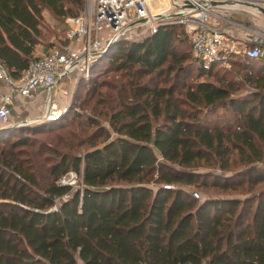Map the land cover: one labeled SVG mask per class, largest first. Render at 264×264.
I'll list each match as a JSON object with an SVG mask.
<instances>
[{
	"label": "trees",
	"instance_id": "1",
	"mask_svg": "<svg viewBox=\"0 0 264 264\" xmlns=\"http://www.w3.org/2000/svg\"><path fill=\"white\" fill-rule=\"evenodd\" d=\"M83 4L0 0V66L17 76L33 60L43 10L70 18ZM186 37L161 26L98 54L119 75L94 94L109 130L82 154L22 150L64 116L0 129L12 139L0 148V264H264V58L229 54L235 70L219 74L185 54ZM68 172L78 188L56 185ZM193 185L223 193L199 200Z\"/></svg>",
	"mask_w": 264,
	"mask_h": 264
},
{
	"label": "built area",
	"instance_id": "2",
	"mask_svg": "<svg viewBox=\"0 0 264 264\" xmlns=\"http://www.w3.org/2000/svg\"><path fill=\"white\" fill-rule=\"evenodd\" d=\"M84 2V9L67 19L63 38L35 53L33 60L17 76H11L0 66V128L32 126L57 119L64 111L65 79L87 74L110 40H137L161 26L182 27L192 56L204 69L229 54L246 61L264 58V29L255 24V16L260 14L258 7L264 8V0ZM102 29L107 30L104 36L99 35ZM41 94L44 96L38 116L11 119L12 105L19 98L31 101ZM77 180L74 172H68L56 181V185L74 187Z\"/></svg>",
	"mask_w": 264,
	"mask_h": 264
},
{
	"label": "rangeland",
	"instance_id": "3",
	"mask_svg": "<svg viewBox=\"0 0 264 264\" xmlns=\"http://www.w3.org/2000/svg\"><path fill=\"white\" fill-rule=\"evenodd\" d=\"M85 3V2H84ZM158 5H155L157 7ZM84 9V4H83ZM173 9H171L172 11ZM172 13V12H170ZM73 16V15H72ZM66 17V16H65ZM69 17L66 18H56L48 12H42V23L43 28L41 29V40L40 47L42 49H47L48 42L53 40H61L63 38V33L66 28V21ZM256 21L255 24L258 28L264 29V16L261 14H257L255 16ZM107 30L102 29L99 32V35L104 36ZM181 49L184 50L186 55H190V58H193L191 53L189 52L188 38L181 43ZM40 50V49H39ZM101 53V52H100ZM231 57H226L220 61L216 62V66L218 68V73L223 74V70H235L232 68V65L229 64V60ZM232 59L240 60L242 59L239 56H233ZM191 60V59H190ZM101 60L96 59L91 64L88 73L85 75H73L70 76L69 79H65L63 82V89L67 90V96L64 99V111L61 115L50 122L59 121L63 116L65 119L62 122H57L52 124L53 126H48L47 128H43L38 130L37 133L27 134L26 143L22 150H25L28 155L32 156V153L38 152V156H33L32 158L36 159H54L56 158V154L52 152L54 150H58L59 152L69 151L71 154H82L84 150H86L89 145L98 146L104 141L106 131L108 132L109 128L106 125L105 121V112L106 109L104 106L99 105L96 107V111H91V105L95 100V92L101 91L104 92L105 88L102 87L101 84L109 83L112 80H116L118 78L119 73L112 70L111 67H108L107 64L100 62ZM187 60L184 62L186 63ZM249 62V61H248ZM129 79V77H128ZM127 79V80H128ZM203 80L208 79L209 77H203ZM196 80V79H195ZM201 80V79H200ZM158 85H162L163 78L154 79ZM169 78L166 81L167 84L169 82ZM95 87V91L89 90V88ZM239 93L243 92L242 89L238 91ZM41 98L42 95H41ZM71 106L67 111V108ZM74 106V107H73ZM74 108V109H73ZM70 111V112H69ZM221 110L219 109L218 113ZM69 113V114H68ZM68 114V116H66ZM36 116V115H34ZM20 118H24L23 114L19 115ZM48 122V121H47ZM39 124V125H38ZM36 127L43 125L44 123H38ZM33 126V125H32ZM36 130V129H35ZM106 130V131H105ZM71 134L77 136V139H73L71 141ZM110 136H113V133H109ZM69 138V139H68ZM67 139L66 141H64ZM10 141L12 139H9ZM7 141L4 144L0 143V148L5 146L10 142ZM61 142H69L73 144L71 149H67L66 147H62L60 145ZM197 171H206V167L200 166L197 168ZM79 182L74 185V189L79 187ZM186 189L192 193H194L199 200H202L206 197L212 195H219L223 192L216 189L203 188L199 186H189ZM233 193V192H229Z\"/></svg>",
	"mask_w": 264,
	"mask_h": 264
},
{
	"label": "crops",
	"instance_id": "4",
	"mask_svg": "<svg viewBox=\"0 0 264 264\" xmlns=\"http://www.w3.org/2000/svg\"><path fill=\"white\" fill-rule=\"evenodd\" d=\"M39 47H40L39 44L36 45V47L34 49V54L39 52V51L41 52V51L46 50V49H42ZM41 95H42V97L44 96V94H41ZM41 95H37L31 101L23 100V99L19 98V100L12 105L11 114H10L11 119H16V117H18L20 114H23V116H25L24 118L32 117L34 115L38 116L42 110ZM9 127H12V126H9ZM0 129H2V128H0ZM77 264H81V263L78 262Z\"/></svg>",
	"mask_w": 264,
	"mask_h": 264
},
{
	"label": "water",
	"instance_id": "5",
	"mask_svg": "<svg viewBox=\"0 0 264 264\" xmlns=\"http://www.w3.org/2000/svg\"><path fill=\"white\" fill-rule=\"evenodd\" d=\"M258 11L260 12V14H261L262 16H264V8H260V7H258ZM114 41H115V40H110V42H108V44L106 45L105 49H106L107 47H109ZM53 43H54V40L51 42V44H53Z\"/></svg>",
	"mask_w": 264,
	"mask_h": 264
}]
</instances>
